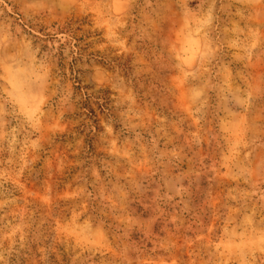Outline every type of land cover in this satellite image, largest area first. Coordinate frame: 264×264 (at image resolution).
<instances>
[{
    "label": "rangeland",
    "instance_id": "1",
    "mask_svg": "<svg viewBox=\"0 0 264 264\" xmlns=\"http://www.w3.org/2000/svg\"><path fill=\"white\" fill-rule=\"evenodd\" d=\"M0 264H264V0H0Z\"/></svg>",
    "mask_w": 264,
    "mask_h": 264
}]
</instances>
